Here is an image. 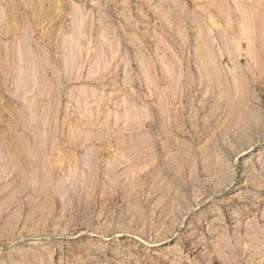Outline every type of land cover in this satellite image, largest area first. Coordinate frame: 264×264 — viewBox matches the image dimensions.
Wrapping results in <instances>:
<instances>
[{"label": "rangeland", "instance_id": "1", "mask_svg": "<svg viewBox=\"0 0 264 264\" xmlns=\"http://www.w3.org/2000/svg\"><path fill=\"white\" fill-rule=\"evenodd\" d=\"M0 264H264V0H0Z\"/></svg>", "mask_w": 264, "mask_h": 264}, {"label": "bare ground", "instance_id": "2", "mask_svg": "<svg viewBox=\"0 0 264 264\" xmlns=\"http://www.w3.org/2000/svg\"><path fill=\"white\" fill-rule=\"evenodd\" d=\"M9 150L13 153V154H18L20 152V148H18L17 146H9ZM78 185L76 190L72 189L71 187L66 189L65 191H68L67 194L72 197H83L84 195H88L90 194L92 191L95 190V186L97 187V184L91 183L90 181H86L83 178H81L78 181ZM93 184V185H92ZM61 187H64V184L60 185L58 187V190L61 192L63 189ZM94 189V190H93ZM70 196V197H71Z\"/></svg>", "mask_w": 264, "mask_h": 264}]
</instances>
